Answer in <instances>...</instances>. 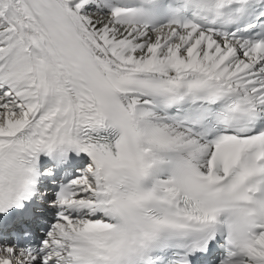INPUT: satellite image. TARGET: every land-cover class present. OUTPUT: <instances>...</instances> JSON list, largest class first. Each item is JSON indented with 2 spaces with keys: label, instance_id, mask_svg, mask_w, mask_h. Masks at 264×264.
<instances>
[{
  "label": "snow or ice",
  "instance_id": "1",
  "mask_svg": "<svg viewBox=\"0 0 264 264\" xmlns=\"http://www.w3.org/2000/svg\"><path fill=\"white\" fill-rule=\"evenodd\" d=\"M0 264H264V0H0Z\"/></svg>",
  "mask_w": 264,
  "mask_h": 264
}]
</instances>
